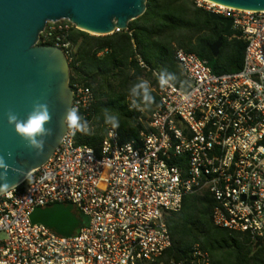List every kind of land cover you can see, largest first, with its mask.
I'll use <instances>...</instances> for the list:
<instances>
[{"label": "built area", "instance_id": "1", "mask_svg": "<svg viewBox=\"0 0 264 264\" xmlns=\"http://www.w3.org/2000/svg\"><path fill=\"white\" fill-rule=\"evenodd\" d=\"M196 5L232 20V38L246 44L242 69L217 75L179 49L188 90L159 87V106L138 140L121 143L110 127L96 151L76 145L67 131L45 165L0 193V264H167L168 218L186 196L204 191L216 202L215 226L264 241V11ZM73 27L59 21L44 32L68 62L73 50L65 39ZM72 89V106L87 119L94 93L80 84ZM58 204L87 218L71 237L32 221L35 209ZM169 264L211 259L196 245L189 262Z\"/></svg>", "mask_w": 264, "mask_h": 264}, {"label": "trees", "instance_id": "2", "mask_svg": "<svg viewBox=\"0 0 264 264\" xmlns=\"http://www.w3.org/2000/svg\"><path fill=\"white\" fill-rule=\"evenodd\" d=\"M226 26L213 21L210 13L196 5V0H147L145 14L129 23L128 30L109 36H92L75 27L65 41L72 46L70 86L80 84L94 93L95 102L87 120L92 135L77 133L76 145H87L98 151L111 127L104 123L102 110L108 109L119 117L116 128L121 143L138 140L147 117L159 106V85L154 72L175 73L174 85L183 91L188 87L176 60L182 49L206 60L213 73L223 75L242 69L246 44L224 35ZM40 37L39 45L55 46V39ZM222 38L217 57L211 46ZM141 59L146 65L140 66ZM143 78L150 82L154 101L130 108V87ZM99 117V119H97ZM215 199L207 191L186 196L180 212L168 218L172 246L163 257L169 264L191 260L192 248L207 252L211 264H264V243H253L247 234L231 232L215 226ZM83 220L84 216L75 211ZM84 221V220H83ZM262 242V241H260Z\"/></svg>", "mask_w": 264, "mask_h": 264}, {"label": "water", "instance_id": "3", "mask_svg": "<svg viewBox=\"0 0 264 264\" xmlns=\"http://www.w3.org/2000/svg\"><path fill=\"white\" fill-rule=\"evenodd\" d=\"M206 1L236 10L264 11V0ZM146 10L147 0H0V155L12 168L28 175L39 169L49 161L67 132L61 121L73 104L71 69L62 49L39 45L47 25L68 21L90 35L109 36L128 30L129 23L142 17ZM210 17L226 26L224 35L231 31L232 20L214 13ZM221 46L222 38L211 46L214 57L219 55ZM37 101L48 103L52 121L46 127L53 130L45 138L40 156L26 146L6 116L11 109L24 119ZM8 152L13 153L12 158H8ZM25 179L20 173L8 171V182L16 187ZM31 218L33 223L65 237H71L84 225L73 205L38 208Z\"/></svg>", "mask_w": 264, "mask_h": 264}, {"label": "clouds", "instance_id": "4", "mask_svg": "<svg viewBox=\"0 0 264 264\" xmlns=\"http://www.w3.org/2000/svg\"><path fill=\"white\" fill-rule=\"evenodd\" d=\"M158 85L161 89L172 88L178 76L175 73L161 70L156 74ZM129 95L131 96L130 108L138 107L140 103L144 105H150L154 101V97L151 94L150 82L143 78H138L129 89ZM104 123L116 129L120 126L119 117L112 114L108 109L102 110ZM7 122L9 125L14 126L16 134L26 142V146L35 151L36 156H40L44 152L46 137H50L53 134L51 128L46 127L52 121V115L49 109L48 103L35 102L32 106V110L27 114L26 118L21 119L11 109L6 113ZM99 119V117H97ZM61 123L67 128V131L75 137L77 133L83 135H92V128L89 121L80 114L78 106H70L67 108L65 115L62 118ZM113 136V132H112ZM130 148L131 146H127ZM13 153L8 152V158H12ZM20 173L28 178V174L18 168H12L9 165L4 156L0 155V193L6 192L12 188H15V184L8 182V171Z\"/></svg>", "mask_w": 264, "mask_h": 264}, {"label": "rangeland", "instance_id": "5", "mask_svg": "<svg viewBox=\"0 0 264 264\" xmlns=\"http://www.w3.org/2000/svg\"><path fill=\"white\" fill-rule=\"evenodd\" d=\"M92 36H94V34H93ZM83 220L86 222V221H87V218H86V217H84V218H83Z\"/></svg>", "mask_w": 264, "mask_h": 264}]
</instances>
